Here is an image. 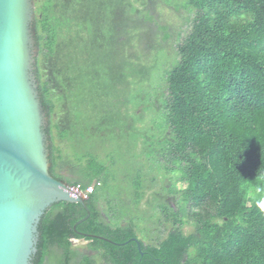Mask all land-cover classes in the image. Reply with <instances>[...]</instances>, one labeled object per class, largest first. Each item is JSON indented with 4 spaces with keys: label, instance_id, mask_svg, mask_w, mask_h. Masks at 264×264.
I'll return each mask as SVG.
<instances>
[{
    "label": "trees",
    "instance_id": "obj_1",
    "mask_svg": "<svg viewBox=\"0 0 264 264\" xmlns=\"http://www.w3.org/2000/svg\"><path fill=\"white\" fill-rule=\"evenodd\" d=\"M33 2L50 175L83 189L102 185L77 226L86 216L80 204L58 202L44 213L32 264H264V0H183L195 16L161 72L164 100L149 98L163 52L149 0ZM147 112V127L132 118ZM114 129L138 131L136 155L145 157L146 142L158 168L146 184L136 174L125 197L138 207L151 191L146 204L172 226L161 239L141 240L131 218L117 223L99 210L110 162L102 147L116 142ZM68 163L77 166L65 176ZM73 240L86 241L92 255L81 256Z\"/></svg>",
    "mask_w": 264,
    "mask_h": 264
},
{
    "label": "water",
    "instance_id": "obj_2",
    "mask_svg": "<svg viewBox=\"0 0 264 264\" xmlns=\"http://www.w3.org/2000/svg\"><path fill=\"white\" fill-rule=\"evenodd\" d=\"M33 21V0H0V264H32L38 224L52 205L80 204L86 216L75 226L90 217L81 194L49 172Z\"/></svg>",
    "mask_w": 264,
    "mask_h": 264
},
{
    "label": "rangeland",
    "instance_id": "obj_3",
    "mask_svg": "<svg viewBox=\"0 0 264 264\" xmlns=\"http://www.w3.org/2000/svg\"><path fill=\"white\" fill-rule=\"evenodd\" d=\"M149 1L151 2V5L148 6V9H151L150 13L153 17L155 25L163 28L158 32L157 37L158 44L163 46V52L158 57V63L160 64L159 66L161 69L159 70V74L154 75L153 82L150 87L152 90H154L155 96L153 98V96L151 95L149 98L154 100L155 98L158 100H164L167 98L168 92L165 82L162 79L161 72L163 69L168 68L171 62L177 59L176 47L179 44H182L183 40L190 33L192 19L194 18L195 14L193 13V11H188L181 6L183 0H166V2L165 0ZM138 112H140V110H138ZM161 112L164 113V111ZM156 117L161 119L163 118V116H160L158 114H156ZM132 118L137 121L141 120L142 122H144L143 124L146 127L148 126V122L153 121L154 119V117L150 116L149 112L146 113L145 117L141 116L140 118ZM135 127L141 128L142 123H136ZM114 131L115 133H113V135H115L117 139L113 140L116 142L112 143V141H110L104 147H102V151L110 156V162L109 160L108 162H106L109 176L108 182L106 186L99 191V210L104 218H106L107 220L110 219L113 222L119 223L124 219L128 220L131 218L130 221L135 224V228L138 232V237L141 240L145 239L146 237L148 238V241L156 239V237L161 239L167 234L168 229H171L172 226L168 228L164 227L162 224L164 220L158 213L156 206L148 207V204H146V199L151 198V191H147V194L146 190L142 191L145 198L142 200L138 207L135 204L128 203L129 199L125 197V194L134 193L131 184L132 178L135 177L136 174H141L142 182L146 184V180L150 179L153 176H156L155 172L158 168L155 164H153V161L146 159V142L145 144H143L145 157H138L136 155L143 152L141 149L142 145L138 140V131H133L130 129L121 131L114 129ZM101 134L104 135L103 139L108 135L105 133V131ZM108 136L112 139L110 135ZM92 146L91 148L94 151H97V144H93ZM85 150L90 149L85 148L84 151ZM162 161L163 160H161V162ZM76 166L77 165H75V163H68L67 165L63 166L62 173L66 176L67 171L69 169H74ZM170 167L171 166L169 165V168ZM160 175L161 173H159V175L157 176L160 177ZM96 183L102 185L101 181H94V184ZM178 186H180V188L182 187L181 184ZM161 195L165 194L161 193ZM180 197L181 195L177 194L175 196V199H178ZM171 203L172 205H174L172 201ZM174 207L175 209L177 208V206L175 205ZM187 212H189V209H187ZM151 213H155L156 215H158L159 223L156 224L152 221ZM125 214H127V216H125ZM192 229L193 228L190 224H187L183 227V231L185 233L192 231ZM144 243L146 244V241H144ZM71 245L74 250L79 251L81 256L92 255V252L86 247L87 243L83 240H73ZM78 259L80 260L81 258L78 257Z\"/></svg>",
    "mask_w": 264,
    "mask_h": 264
},
{
    "label": "built area",
    "instance_id": "obj_4",
    "mask_svg": "<svg viewBox=\"0 0 264 264\" xmlns=\"http://www.w3.org/2000/svg\"><path fill=\"white\" fill-rule=\"evenodd\" d=\"M100 184L99 183H96V184H92L86 188H82L81 185L77 184V185H72V186H69L75 190H77L81 196H82V199H87L89 195H91L94 190H95V187H98Z\"/></svg>",
    "mask_w": 264,
    "mask_h": 264
},
{
    "label": "clouds",
    "instance_id": "obj_5",
    "mask_svg": "<svg viewBox=\"0 0 264 264\" xmlns=\"http://www.w3.org/2000/svg\"><path fill=\"white\" fill-rule=\"evenodd\" d=\"M68 186H70V185H68ZM98 187H99V186H98ZM94 191H95V190H94ZM93 193H94V192H93ZM93 193H92V194H93ZM83 200H86V199H83Z\"/></svg>",
    "mask_w": 264,
    "mask_h": 264
},
{
    "label": "flooded vegetation",
    "instance_id": "obj_6",
    "mask_svg": "<svg viewBox=\"0 0 264 264\" xmlns=\"http://www.w3.org/2000/svg\"><path fill=\"white\" fill-rule=\"evenodd\" d=\"M84 242H86V241H84Z\"/></svg>",
    "mask_w": 264,
    "mask_h": 264
}]
</instances>
